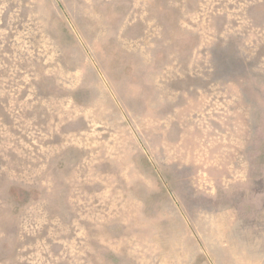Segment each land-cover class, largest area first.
<instances>
[{
	"label": "rangeland",
	"instance_id": "374dc122",
	"mask_svg": "<svg viewBox=\"0 0 264 264\" xmlns=\"http://www.w3.org/2000/svg\"><path fill=\"white\" fill-rule=\"evenodd\" d=\"M0 264H264V0H0Z\"/></svg>",
	"mask_w": 264,
	"mask_h": 264
}]
</instances>
